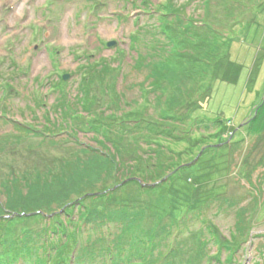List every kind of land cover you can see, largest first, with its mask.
<instances>
[{
  "label": "rangeland",
  "instance_id": "1",
  "mask_svg": "<svg viewBox=\"0 0 264 264\" xmlns=\"http://www.w3.org/2000/svg\"><path fill=\"white\" fill-rule=\"evenodd\" d=\"M146 1L147 8L166 0ZM174 1L186 3L187 13L195 20L193 38L186 39L174 64L199 75V68L210 66L203 74L204 87L193 94L180 114L191 113L199 102L202 106L198 109L210 124H194L192 132L182 136L185 139H170L173 151L180 154L175 163L179 166L151 184L155 188L144 192L137 176L122 178L96 193L94 203L102 205L103 194L110 203L125 204L137 213L145 210L122 242L132 234L145 237L158 223V229L172 223L167 213L158 222L156 211L163 213L168 206L170 210L178 208V220L180 209L191 211L199 200L197 205L209 203L204 209L206 218L223 244L235 230V209L242 208L248 216L247 232L236 235L229 244L233 249L223 247L218 258L223 260L231 254L233 264H264V105L257 108L261 100L264 102V0H211L205 8L198 0ZM143 4L141 0H0V137L18 133L15 124L28 123L36 130L28 136L46 138L44 145L31 152L28 136L16 148L8 144L0 149V181L7 177L11 165L33 174L53 167L59 159L73 158L75 138L96 145L85 132L75 133L74 138L69 133L71 128L64 126L61 113L53 108L59 96L54 83H60L64 74L69 77L62 90L68 98L76 99L79 67L86 61L84 53L92 61L104 57L114 65L117 58L122 66L117 73V88L125 100L131 105L138 101L137 116H144V110L154 117L159 114L158 108H151L143 100L153 95L143 94L140 88L149 87L147 70L134 66L137 54L131 49V36L136 30H151L155 21L153 6L149 10ZM150 37L141 30L139 43ZM110 41L116 45L107 47ZM6 83L10 87H4ZM49 122L56 127L47 129ZM129 141L124 144L128 146ZM188 219L173 229L174 249L167 260L172 264L194 263L195 256L201 255L200 263L216 262L210 260L217 252L214 241L208 239L211 241L207 245L202 242L212 235L207 231L204 236L196 233L201 220ZM30 220L13 222L11 233L27 225L42 226L41 221L28 223Z\"/></svg>",
  "mask_w": 264,
  "mask_h": 264
},
{
  "label": "trees",
  "instance_id": "2",
  "mask_svg": "<svg viewBox=\"0 0 264 264\" xmlns=\"http://www.w3.org/2000/svg\"><path fill=\"white\" fill-rule=\"evenodd\" d=\"M141 1L144 6L147 4L146 0ZM210 2L198 0L204 8ZM152 6L151 15L156 14L152 29L136 30L131 36V49L137 54L133 59L134 66L147 70L149 87L146 89L142 85L140 88L143 94L152 92L153 95L143 100L151 108H158L156 112L159 114L154 117L144 110V116H137L138 101L131 105L117 88V73L122 69L117 58L114 61L118 63L114 65L104 57L92 61L84 53L86 61L79 67L76 99L64 94L61 85L66 83L61 76V84L54 83L59 96L53 108L61 113L64 126L71 128L69 133L74 138L77 133L85 132L96 145L84 144L75 138L73 158L59 159L53 167L47 166L33 174L10 166L7 177L0 181V198H4L0 202V264H172L167 258L174 249L173 229L185 224L189 217L190 222L201 220L196 233L203 235L207 231L212 235L202 242L207 245L211 241L208 239H212L217 246V252L210 256V260L216 262L208 261L207 264H233L231 254L223 260L218 255L224 248L233 249L229 244L236 235L246 234L248 216L244 215L242 208L235 209V230L223 244L214 235V226L206 218L204 209L209 203L204 201L197 205L199 200L191 211L179 208L182 216L178 220L175 216L178 208L171 207L170 210L168 206L163 213L156 211L158 222L167 213L172 223L162 224L160 229L159 223L156 224L145 237L131 233L129 239L122 242L123 236L133 231L137 218L143 216L145 210L137 213L125 204L110 203L103 194L100 198L104 203H94L98 197L96 193H102L121 182L122 178L137 176V184L144 192L155 188L151 184L179 166L175 163L180 154L173 151L170 139H185L182 136L189 135L194 124H199L198 127L210 124L198 109L202 106L199 102L191 113L180 114L193 94L204 87H201L203 74L210 67L199 68V75L189 72L185 66L174 64L186 39L193 38L195 20L187 13L186 3L166 0L149 4L145 9L150 10ZM141 30L151 35L143 44L139 43ZM5 86L10 87L8 83ZM263 105L261 100L257 108ZM46 126L49 130L51 126L56 127L50 122ZM15 129L18 133L0 137V149L8 144L16 148L31 131H36L28 123L15 124ZM179 129L180 132H176ZM28 139L29 152L44 145L46 140L38 136H28ZM128 139L131 143L127 146L124 141ZM52 143L56 141L52 139ZM29 219L28 223L41 221L42 226L33 228L27 225L11 233L13 222ZM200 257L196 255L194 263L189 260L179 264H204L199 262Z\"/></svg>",
  "mask_w": 264,
  "mask_h": 264
},
{
  "label": "water",
  "instance_id": "3",
  "mask_svg": "<svg viewBox=\"0 0 264 264\" xmlns=\"http://www.w3.org/2000/svg\"><path fill=\"white\" fill-rule=\"evenodd\" d=\"M116 45V42L115 41H110L107 43V47H112V46H115ZM63 80H68V77L69 75L68 74H64L63 76ZM263 100H264V96H263Z\"/></svg>",
  "mask_w": 264,
  "mask_h": 264
}]
</instances>
